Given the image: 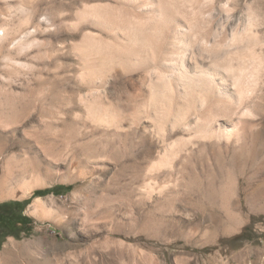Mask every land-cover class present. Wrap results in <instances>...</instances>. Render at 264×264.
Instances as JSON below:
<instances>
[{
    "label": "rangeland",
    "instance_id": "1",
    "mask_svg": "<svg viewBox=\"0 0 264 264\" xmlns=\"http://www.w3.org/2000/svg\"><path fill=\"white\" fill-rule=\"evenodd\" d=\"M197 1L203 22L210 25L199 35L208 42L228 39L233 27L244 31L252 13L261 19L252 29L264 43V0H213L210 7L209 0ZM98 3L114 0H0L8 41L21 42L11 49L7 41L0 54V118L17 125L16 133L0 141V161L15 155L20 182L17 194L0 198V204L27 200L24 207L15 206L19 216L29 218L18 225L29 233L6 235L0 252L13 240L28 261L47 264H264V85L255 115L241 117L238 143L213 139L182 152L175 139L179 134L155 142L143 139L141 129L135 135L102 131L82 100L95 106L107 98L130 113L133 102L145 110L149 91L138 94L145 92L141 72L128 66L109 72L108 80L101 72L81 69L75 46L90 34L111 39L94 16L79 11ZM120 45L127 53L129 41ZM8 53L20 65L2 57ZM150 106L146 120L154 131L165 121L167 107ZM165 126L169 129V123ZM176 151L173 167L150 171ZM54 186L62 188L33 195ZM144 186L153 188L152 198L141 204ZM21 191H26L23 196ZM84 217L100 229H89ZM117 240L134 244L136 258L121 259L112 247Z\"/></svg>",
    "mask_w": 264,
    "mask_h": 264
},
{
    "label": "bare ground",
    "instance_id": "2",
    "mask_svg": "<svg viewBox=\"0 0 264 264\" xmlns=\"http://www.w3.org/2000/svg\"><path fill=\"white\" fill-rule=\"evenodd\" d=\"M209 1L208 7L213 4V0ZM197 2V0H114L112 4H84L83 9L80 8V13L94 16L100 29L111 36V39H107L108 37L100 34L87 33L90 34L87 36L88 39L75 46L84 63L81 69L87 67L91 69L93 75L97 71L101 72L103 76L101 78L108 80L111 75L109 72L128 66L135 72H141L145 92L137 91L138 94L145 95L147 90L149 91L148 101L144 99L142 103L145 110L141 111L140 105L133 102L130 113L107 98L106 103H96L95 106L90 101L82 100L81 103L87 107V116L93 124L100 125L104 129L102 131L125 130L131 135L137 134L138 129H141L143 139L155 142H163L166 135L171 137L179 134L175 139L176 143L181 145L178 151L182 152H186L191 146H203L205 145L203 142L213 139L217 142L233 139L235 143L242 139L241 117L254 114L260 100V92L262 93L261 86L264 85V43L260 35L252 29L261 19L249 13L244 31H237V28L233 27L228 39L219 36L211 43L208 42V37L199 35L200 29L210 25L203 22L197 10ZM251 7V4L248 5V9ZM1 15L0 11V18ZM8 36L6 23L0 21V54L9 40ZM128 41L127 53H124L123 45L120 43ZM19 42L12 44L8 41V48H17ZM2 57L15 61L11 53ZM14 63L20 65L19 61ZM21 65L29 64L22 61ZM83 74L84 70L80 71L81 81H84ZM139 88L141 91L142 87ZM157 103H160L162 108L165 107L164 104L167 107L164 108L166 113H161L165 121H159L158 118L156 130L150 131L146 119L151 117L150 105H153L154 109L159 106ZM126 122L127 130L124 129ZM166 123H169V129H165ZM15 127L17 125L15 126L14 122L0 118V141L8 133H16ZM23 133L28 136L27 132ZM7 145L5 143L4 147L8 148ZM166 155L157 165H153V169L150 167V171L161 168L162 165L173 167V159L177 158L178 152ZM19 183L15 173V155H9L0 161V198L16 195L20 189ZM152 189L150 186L145 188L141 197L139 196L141 204L152 198H150ZM25 192L21 191V195L23 196ZM161 197L162 187L157 190L156 199L160 201ZM39 200L36 198L30 205L31 208L34 209ZM84 219V223L87 224L84 225L89 229L95 232L100 229L97 222L88 221L87 217ZM112 243L113 250L121 259L136 258L137 247L134 244L122 240ZM18 246V243L10 240L7 248L0 252V264L49 263L44 261L45 259L28 261L25 251H21Z\"/></svg>",
    "mask_w": 264,
    "mask_h": 264
},
{
    "label": "trees",
    "instance_id": "3",
    "mask_svg": "<svg viewBox=\"0 0 264 264\" xmlns=\"http://www.w3.org/2000/svg\"><path fill=\"white\" fill-rule=\"evenodd\" d=\"M61 188H62V186H54V187L43 189V190H36V191H34L33 195L38 196V195L46 194L50 191L55 192ZM19 203H21L22 207H24L25 204L27 203V200H23L22 202H13V203L12 202H3L0 204V207L7 206L10 204L15 206ZM12 218H13L12 215H6L5 223H3V222L0 223V230L3 232V234H0V242H2L4 240V238L6 237V235H8V234H12L14 237L19 238L21 232L29 233V229L26 227H23V226L17 227L16 229L12 228V226H11ZM27 219H29L27 216L22 215V216H19L17 218L16 222H20V225H22L26 222Z\"/></svg>",
    "mask_w": 264,
    "mask_h": 264
},
{
    "label": "flooded vegetation",
    "instance_id": "4",
    "mask_svg": "<svg viewBox=\"0 0 264 264\" xmlns=\"http://www.w3.org/2000/svg\"><path fill=\"white\" fill-rule=\"evenodd\" d=\"M6 215H12L13 216V218L11 220V226H12V228L16 229L18 227V225H20V222H16L17 218L19 217L16 206L10 204L7 206L0 207V223H2V222L5 223ZM0 234H3V232L1 230H0Z\"/></svg>",
    "mask_w": 264,
    "mask_h": 264
}]
</instances>
